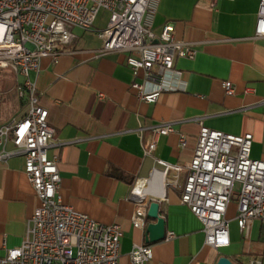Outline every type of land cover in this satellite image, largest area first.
I'll return each instance as SVG.
<instances>
[{
    "label": "crops",
    "instance_id": "0c3cea01",
    "mask_svg": "<svg viewBox=\"0 0 264 264\" xmlns=\"http://www.w3.org/2000/svg\"><path fill=\"white\" fill-rule=\"evenodd\" d=\"M258 2L158 0L154 32L171 23L175 37L191 42L196 54L174 61L185 90L163 92L154 103L136 98L126 52L96 55L102 44L97 31L106 24L78 28V34L73 28L74 37L61 45L58 61L44 57L39 70L30 72L54 129L47 154L58 156V194L74 210L104 224L120 225L118 264H133L131 250L145 244L150 247L148 264H216L221 256L235 264H264V223L253 220L240 233L233 199L226 212L230 242L215 249L204 242L202 223L181 203L179 189L166 187L159 199L166 232L175 236L152 243H146L145 230L155 219L147 216L144 228L134 227L130 220L134 205L128 198L132 189L142 186L149 197L146 190L152 180L156 188L164 183V175L153 172L159 168L155 158L173 164L191 159L200 127L195 117L211 129L251 133L250 155L264 160V39L253 37ZM20 79H0V124L26 113L16 90ZM224 81L232 83V95L225 94ZM161 121H174V131L158 135L155 150L147 155L151 127ZM180 135L185 137L184 146ZM5 148L13 145L8 142ZM38 203L23 171V157L0 160V257L5 248L21 243L26 221Z\"/></svg>",
    "mask_w": 264,
    "mask_h": 264
},
{
    "label": "built area",
    "instance_id": "2783aa9c",
    "mask_svg": "<svg viewBox=\"0 0 264 264\" xmlns=\"http://www.w3.org/2000/svg\"><path fill=\"white\" fill-rule=\"evenodd\" d=\"M214 5L217 0H208ZM232 1V0H228ZM158 0H0V67L21 78L18 96L26 103V113L17 120L0 124V160L11 155L23 157V171L38 198V205L26 221L18 246L5 248L0 264H118L122 229L118 223L104 224L74 210L58 194L60 175L58 156H48L54 129L48 124V110L39 102L30 72H37L40 61L50 57L54 63L69 43L73 28L90 30L101 10L109 12L105 27L97 31L102 41L97 56L126 52V63L133 79L130 87L136 98L157 101L161 93L184 91L181 71L175 58H193V44L174 35L171 23L159 33L153 30ZM254 38L264 39V0H259ZM226 95L234 93L224 81ZM199 125L193 156L173 164L155 158L153 172L164 177L162 193L156 181L143 189H132L129 200L134 208L130 217L136 228H144L151 201L164 198L166 187L180 190V201L201 221L204 242L215 249L230 242L226 212L232 199L235 220L244 233L253 220L264 223V160L251 157V133L232 134ZM174 121H161L151 127L147 155L156 148L158 135L174 131ZM10 142L12 149H6ZM180 145L185 137L180 135ZM167 231V239L174 237ZM133 264H148L149 245H134L129 254Z\"/></svg>",
    "mask_w": 264,
    "mask_h": 264
},
{
    "label": "water",
    "instance_id": "95a60500",
    "mask_svg": "<svg viewBox=\"0 0 264 264\" xmlns=\"http://www.w3.org/2000/svg\"><path fill=\"white\" fill-rule=\"evenodd\" d=\"M160 203L155 200L151 201L147 208V216L155 219L154 222L148 223L145 230L146 243L159 241L165 237L166 229L163 217L159 215ZM216 264H235L225 256L219 257Z\"/></svg>",
    "mask_w": 264,
    "mask_h": 264
},
{
    "label": "rangeland",
    "instance_id": "374dc122",
    "mask_svg": "<svg viewBox=\"0 0 264 264\" xmlns=\"http://www.w3.org/2000/svg\"><path fill=\"white\" fill-rule=\"evenodd\" d=\"M108 17H109V12L106 10H101L97 16V19L94 23V26L101 27L102 25H105L107 23ZM79 31L80 30L78 28L74 29V32L76 34H78ZM14 76H15L14 72L9 70L8 68L0 67V79L13 80ZM14 94L16 95V93H14Z\"/></svg>",
    "mask_w": 264,
    "mask_h": 264
},
{
    "label": "bare ground",
    "instance_id": "6f19581e",
    "mask_svg": "<svg viewBox=\"0 0 264 264\" xmlns=\"http://www.w3.org/2000/svg\"><path fill=\"white\" fill-rule=\"evenodd\" d=\"M162 179H163V176H161V180L160 181H162ZM162 186H164V183H159V185H158V188H156V193H162L163 192V190H162Z\"/></svg>",
    "mask_w": 264,
    "mask_h": 264
}]
</instances>
